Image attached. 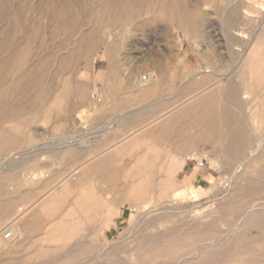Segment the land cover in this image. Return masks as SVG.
<instances>
[{
  "label": "rangeland",
  "instance_id": "1",
  "mask_svg": "<svg viewBox=\"0 0 264 264\" xmlns=\"http://www.w3.org/2000/svg\"><path fill=\"white\" fill-rule=\"evenodd\" d=\"M181 5L166 10L165 17L162 15L163 19L167 18L165 21L160 19L164 12L159 14V10L152 9L151 12L157 14L154 15L150 9L144 10L142 18L159 15L160 20L156 17L152 24L104 28L92 42L81 40L79 31L89 30L91 26L86 24L83 15L78 14L79 9L73 7L71 12L76 13L75 21L78 20L70 28L61 25L60 31L53 32L55 25L46 20L43 22V38L28 40L22 32L19 38H15L14 45L30 48L20 58L12 60L10 67L19 63L24 69L33 68L41 62L46 69L39 72L33 68L30 73L28 69H11L8 71L10 81L28 72L29 80L37 79L40 85L49 89L47 100L63 95L66 90L70 92L66 97L67 106L60 113L56 109L46 112L45 106L19 107L25 111L22 116L29 118V122H18L24 137L12 148L0 151V161L15 151L21 153L5 166L10 170L3 174L8 198H37L48 190H55L65 174L60 168L64 166L62 159L70 150L67 141H74L66 137H85L86 132L95 130L94 119L104 111L108 100L111 112L114 111V101L111 100L123 97L136 105L138 99L129 92L151 86L156 87L155 91L142 97L141 101L170 98V107L176 104L182 107L190 106V101L193 104L200 95H206L207 91L193 90L185 94L178 90L180 82L195 77L180 69L185 66L187 53L192 52L189 59L193 66L219 67V81L214 89L211 88L212 92L222 89L229 79L235 77V71L240 69L245 53L250 49V38L260 34V26L264 23V0H182ZM34 15L30 12L28 18ZM175 15L179 17L175 18ZM174 20L183 21L182 26L178 21L175 25ZM80 21L82 27H79ZM4 25L0 20V30ZM61 31L65 32L63 36ZM3 56L1 54L0 59ZM145 76L149 82L142 85ZM243 78L247 81L243 75L236 76L238 81ZM115 83H119L117 90ZM164 83L166 90L163 89ZM94 86L104 89L99 102L90 98ZM257 86L242 88L239 103L235 106L224 101L221 103L238 115L233 125L243 130L247 143L244 156L231 158L218 152L224 150L221 146H204L201 153L187 156V167L181 171H156L144 176L140 182L145 185L138 187L141 189H137V193L140 192L137 198L131 187L126 188L131 198H74L78 194L81 196L83 191L97 192L102 187H73L66 198H62L61 207L38 214L37 221L41 225L37 232L45 234L44 239L37 242L25 241L20 224L0 213V264H264V140L256 153L248 159L245 157L255 148L257 139L264 138V82ZM12 90L8 87L6 91L10 101L16 98ZM32 95L31 89L23 90L22 99ZM16 123H12V127ZM19 159L25 161L18 165ZM236 166L239 167L233 173ZM250 185L254 186L252 192L248 189ZM189 188H194L196 197ZM87 199L96 202V206L100 199H106L110 205L104 214L92 209L85 212L81 205ZM2 203L0 196V206ZM114 208L120 209L116 218L111 217L116 213ZM87 215L95 216L89 218ZM13 224L16 231L10 238H3L4 228ZM207 227L216 235L222 233L224 236L193 257L194 251L189 247L193 236Z\"/></svg>",
  "mask_w": 264,
  "mask_h": 264
},
{
  "label": "bare ground",
  "instance_id": "2",
  "mask_svg": "<svg viewBox=\"0 0 264 264\" xmlns=\"http://www.w3.org/2000/svg\"><path fill=\"white\" fill-rule=\"evenodd\" d=\"M181 3H182V0H91V1L90 0H0V20H3L4 23H5L4 29H3V26H2V29L0 30V58H1V54H4L3 59H0V151H4L7 148L8 149L12 148L13 145L16 144L15 142L17 140L20 141V139H22V137H24L23 134H22L23 133L22 130H20V127L18 126V124L20 122H29L28 121L29 118H27L26 116H24V117L22 116L23 111H24V110H22L23 107H28V106H41V107H43V106H45L44 108H45L46 112L50 113V112H52L53 110L56 109L57 112L60 113L61 111H63V108L65 106H67L66 97H67V94L70 92V90H69V92L66 90V91L62 92L63 95L58 96V97L55 95L57 98H53V99L51 98V99L47 100V94L49 92V89L45 88L44 87L45 85L44 86L40 85L36 81L37 79L33 80V81L29 80V78L31 76H29V78H27L28 72L27 73L23 72V74L21 76L19 75L18 77H16L15 80H13V82L10 81V79L8 78L9 77L8 76V71L11 70V69H14V70H27L28 69L29 73L32 72L30 70H32L33 68L39 70V72L40 71L43 72L46 69V65L41 63V62L39 64L36 62V64H38V65L35 64L36 66H34L33 68L29 67V68H25L24 69L21 66V64H19L16 61L18 63V65L16 64L17 66L15 65V66H11L10 67V62H13L12 60H14L16 57L20 58L22 55H24L27 52V48L28 49L30 48V47H27V48L26 47L25 48L21 47L22 45L21 46L20 45H16V44L14 45L15 38L16 39L19 38V34L21 32L23 33V35L25 37H27L28 40H30V39L32 40V38L34 39L36 37H38V38L42 37L43 38L42 28H43V22L46 23V20H50L51 23L53 22V24L55 25V27L53 28V32H57L59 29H61L62 28L61 25L69 26V28H70V26H72V24L76 23V21L78 20L77 19L75 21V14L76 13L75 14L73 13L74 14L73 15L72 12H71V9L73 7H76V8L79 9L78 14L83 15V17L85 19H87V23L86 24H89L91 26V28L89 30L81 29L79 31L81 37L83 38L81 40L92 42V41L96 40V38L99 36V34L101 32H103L102 30L104 28L118 27V26H121L123 24L125 26L131 25V24H134L133 26H135V25H139V26L141 25L142 26L143 24L151 23V21L155 22L157 18H158V20H160V19H162V20L165 19L166 20L167 18L163 19V16L165 15L166 10L170 11L172 9H176V8H178L181 5ZM232 3H233V1H232ZM228 5H229V3H228ZM152 9L159 10L158 13L159 12L160 13L164 12V14H161V16L162 15L163 16L160 19H159V15L156 16L157 18L153 17V16H152L153 18L152 17H150V18L149 17L148 18H142L144 10H149L151 12ZM177 11H178V9H177ZM30 12H32V14L33 13L35 14L33 18L30 17V18H32V20H30V18H28V13H30ZM151 13H153V12H151ZM172 14H174V13H172ZM154 15H157V14H154ZM178 15H177V17H179ZM230 16H228V17H230ZM173 17H174V15H173ZM177 17L175 15V18H177ZM171 18H172V16H171ZM171 18L169 19V21H171ZM233 18H234V16H233ZM229 20H231V19H229ZM229 20H228V22H229ZM177 21L179 23H181L180 24V27H181L183 21H181V22L179 20H177ZM177 21H175V23ZM81 22L82 21H80V24H79L80 26L79 27L83 26V25H81ZM89 25H88V27H89ZM175 25H177V23ZM79 27L77 25V28H79ZM118 28H120V27H118ZM133 28L135 29V27H132V29ZM64 30H65V28H64ZM67 30H65V31H67ZM69 30H71V29H69ZM107 30L108 29H106V31ZM237 31L240 32L239 29ZM105 32H104V35H105ZM113 32L115 33V31H113ZM60 33H58L59 36H60ZM64 33L65 32L63 31L62 32V36L64 35ZM241 33H242V31H241ZM45 35H46V33H45ZM105 37H107V36L105 35ZM40 40H42V39H40ZM80 44H81V42H80ZM28 46H29V44H28ZM78 47H79V45H78ZM249 47H250V49L245 53L246 57L243 60L240 69L235 71V72H237L235 77L232 78V79H229L227 81V84H226L225 87H223V88L221 87L222 89H220V90L218 89V91L214 92L213 96H214V104H215V106H212V105H210L211 107H208L209 105L207 107L200 106L199 104H196L197 103L196 102L195 103L196 105H193L194 107L192 109V112H194L193 119H195L196 121L198 120V123H199V124H197L194 127V129H197L198 132H201L204 135H210L212 133L213 136H216L219 139H223L225 144H223L221 146H222L223 149H225L227 151L226 154L228 156H230L231 158H238L241 155L244 156V149L247 146V143L244 142L243 130L242 129H238V128H236L233 125L237 121V116L238 115H236L234 112L229 111V109L227 107L223 106L221 103L224 101V102H227V103H232L235 106V105H237L239 103L238 102V100H239L238 97H239L240 90L242 88H250L251 89L254 86L262 85V83L264 82V42H263V37L260 34L252 35V37L250 38ZM72 51H73V49H72ZM70 52H71V50H70ZM75 52H76V50H75ZM31 58H32V56H31ZM43 58H44V56H43ZM54 68H55V66H54ZM63 68H65V67H63ZM237 68H239V67H237ZM36 74H37V72H36ZM217 75L219 76V74H217ZM228 75H229V73H228ZM233 75H234V73H233ZM241 75H243V77H245L247 79V81H245L244 78L239 80V81L236 79V76L239 77ZM37 77H39V76H37ZM57 79H59V77ZM51 80H52V78H51ZM217 81H219V80L217 79ZM223 82L224 81L222 80V83ZM64 86H65V84L63 85V87ZM8 87L13 89L12 91H13L14 95L16 96V98L14 100L12 98L13 101H10V100L7 99V92L6 91H7ZM212 88L214 89V87H212ZM216 88H218V86ZM30 89L33 91V95L30 98H28V99H25V100L22 99L23 90L30 91ZM60 89H61V87H60ZM63 90H65V89H63ZM243 91H244V89H243ZM75 93H74V95H76ZM27 94H29V93L27 92ZM194 94L196 95V93H194ZM204 96L205 95L203 94L202 97H204ZM200 97H201V95H200ZM206 97H208V95ZM205 99H207V98H203L202 100L205 101ZM63 103H65V104H63ZM189 103L192 104L191 101ZM21 106H23V107L19 108ZM230 107H232V106H230ZM187 109H188V107H187ZM177 112H178V114H180L179 110ZM182 112L183 111H181V114L179 116H182ZM55 114H57V113L55 112ZM64 114H65V111H64ZM128 114H129V112H128ZM136 114L139 115V113H136ZM170 114L171 113H169V114L167 113L166 115H170ZM172 115L175 116V114H172ZM179 116L176 115L175 117L178 118ZM136 117H137V115H136ZM161 117H165V116L163 115ZM47 118H48V116L45 119H47ZM158 119H161V118H158ZM228 120H232V121L229 122ZM165 121H167V120H165ZM8 122H9V124H8ZM14 122H17V123L15 124V126L12 127V123H14ZM161 122L163 123L164 120H162ZM193 124H195V121L193 122ZM6 125L7 126L9 125V126L7 127ZM19 125H21V124H19ZM189 126H191V124ZM228 126L230 127V129H228ZM232 126H233V128H232ZM25 128H27V127H25ZM25 137H27V135H25ZM77 140H79V139H77ZM263 140H264V138H258L257 139V141L255 143V148L248 152L249 155L245 156L247 159L251 156V154L253 155V153H256V151L263 144ZM24 142L25 141L23 140V143ZM33 144H35V143H33ZM34 146H36V144ZM249 147L247 149H249ZM222 151H224V150H222ZM16 155H17V157H19L21 155L20 151H15V152L11 153L9 156L7 155L4 160L0 161V196H1V199L5 198V195L7 194L6 189H5V179L6 178H5V175H3V174H5L4 172H7L9 169L7 168V170H6L5 166H6V164H8L9 161H11L12 159L14 160L16 158L15 157ZM218 157L220 158V156H218ZM19 161H20V159H19ZM24 161L25 160L20 161L18 163V165L21 162H24ZM218 162H219V159H218ZM10 163H12V162H10ZM8 166H10V165H8ZM15 166H17V164ZM238 167L239 166H236L233 169V173H235L237 171ZM67 172H69V171H67ZM67 172H65V173H67ZM69 178H67V179H69ZM66 181L63 180V182L61 183L59 188H56V190H54V191L51 190V192H49V194H48V192H47V194H45V195H49V198L41 201V203H40L41 204L40 205L41 208L47 207L46 205L50 204L52 202L54 203V206H56L57 202H58V200H56L57 198H65L66 197V195L70 191V189L73 188L72 185H71V180L69 182H66ZM79 187H80V185H79ZM194 188H189V192L192 193L194 197H196V191L194 190ZM138 189H141V188H138ZM248 189L251 190V192H252V190L254 189V186L250 185ZM71 190H73V189H71ZM137 191H139V190H137V188H133L132 194L137 195L138 193H140V192L137 193ZM45 195H43V197ZM161 195H163V194H161ZM23 210H24V208L22 206H20V208L17 211L18 212H22ZM34 214H33V216H35ZM154 214L155 213H152V215H154ZM164 214H166V213H164ZM145 216H147V215H145ZM19 217H21V216H19ZM151 218H153V217H151ZM22 221H25V220L23 219ZM22 225H20V227H23ZM48 226H51V225H48ZM149 227H150V225H149ZM8 228L11 230V233H13L14 230H15L14 224L12 226L8 227ZM210 229H211L210 227H207V229H204L202 232L197 233L196 235L193 236L194 240H193L192 244L189 246L190 250L194 251L193 257H196L197 255H199L201 250H203L204 248L212 246V245H215V243L220 241L221 237L224 236L222 233H221L222 236L221 235H216L215 232L209 231ZM230 231H232V229ZM224 240H225V238H224Z\"/></svg>",
  "mask_w": 264,
  "mask_h": 264
},
{
  "label": "crops",
  "instance_id": "3",
  "mask_svg": "<svg viewBox=\"0 0 264 264\" xmlns=\"http://www.w3.org/2000/svg\"><path fill=\"white\" fill-rule=\"evenodd\" d=\"M191 53L189 52L185 55V66H182L180 69L181 71L184 69L185 71L191 72L195 77L193 80L180 82L178 90L181 93L185 92V94L193 90L198 92L206 90L208 97L205 95L204 97L197 98L190 107H180L179 104L170 107V98L145 99V101H141L142 97L152 95V92L156 89L155 86L137 92L131 91L129 92L131 94L130 96L138 99L136 105L132 104L131 99L126 100V98L118 97L111 100L112 102L114 101L112 104L114 111L110 112L108 110L110 103L108 100L104 106V111L94 119L95 130L86 132L88 135L85 137H79L77 135L66 137L67 140L71 139L74 141H67L66 146L70 150L67 152V157L62 159V165L64 164V166L60 170L69 172L63 174L61 176L62 179H60L67 180L66 182L71 180L72 187H79V185L80 187L84 185L85 187H102L97 192L89 193L88 191H83L81 196L76 195L74 198H131L129 197L130 191L126 190V188L138 189L139 185H145L140 182L144 176L151 175L156 171H181L187 167L188 155L201 153L204 146L218 148L225 144L223 139L213 136L212 133L210 135H204L198 132L197 129H194L199 123L198 120L196 121L192 117L194 115V112H192L193 105L199 104L205 107L208 105V107H211L210 105L215 106L214 92L210 90L218 82L217 74H219V67L198 68L196 65L193 66L189 59V54ZM181 71L180 73H182ZM118 84L115 83V90H117ZM165 85L164 83V90H166ZM201 98L207 99L203 101ZM178 110L180 114L183 111L182 116H179ZM136 113H139V115ZM167 113L171 114L166 115ZM172 114H175V116L178 115L179 117L176 118ZM163 115L165 117H161ZM188 117L190 118L188 119ZM162 120H164L163 123L161 122ZM194 121L195 124H193ZM228 121L231 122L232 120ZM190 124L191 126H189ZM228 129H230L229 126ZM83 134L86 135L85 133ZM58 138L62 137L58 136ZM218 152L227 153L225 149L224 151ZM61 183L57 185V188H59ZM51 190L47 191L48 194ZM47 192L37 198H8L7 195L3 198L0 213L3 216H9L11 218L10 220H15L20 225L23 224L22 232L24 233L25 241L37 242L44 239L45 233L37 232L41 225V222L37 221L38 214L42 211L48 212L52 209L59 208L64 203L62 198H57L56 200L58 202L56 206L52 202L47 204V207L41 208V201L49 198V195H45ZM108 193L111 194L110 197L106 196ZM43 195L45 196L43 197ZM95 204L97 203H92L88 199L87 201H82L81 210L88 212L92 209L104 214L106 213L107 205H110L106 199H100L98 206ZM20 206L24 208L22 212L17 211ZM115 210V215L111 217L116 218L119 215L120 209L114 208ZM92 216L94 217L95 215H87L89 218ZM23 219L25 221H22Z\"/></svg>",
  "mask_w": 264,
  "mask_h": 264
},
{
  "label": "built area",
  "instance_id": "4",
  "mask_svg": "<svg viewBox=\"0 0 264 264\" xmlns=\"http://www.w3.org/2000/svg\"><path fill=\"white\" fill-rule=\"evenodd\" d=\"M260 34L264 39V23H262L260 26ZM148 82H149L148 77L145 76L142 78V82H141L142 85H147ZM101 89L102 88L99 86H94L93 89L91 90L90 98L97 102L101 101L102 100V90ZM11 235H12L11 230L9 228H4V230L2 231L3 238H6V239L10 238Z\"/></svg>",
  "mask_w": 264,
  "mask_h": 264
}]
</instances>
